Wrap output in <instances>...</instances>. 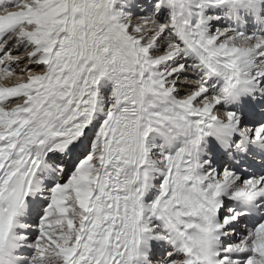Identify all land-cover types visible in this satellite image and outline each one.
Returning <instances> with one entry per match:
<instances>
[{"label": "snow or ice", "instance_id": "1", "mask_svg": "<svg viewBox=\"0 0 264 264\" xmlns=\"http://www.w3.org/2000/svg\"><path fill=\"white\" fill-rule=\"evenodd\" d=\"M0 264H264V0H0Z\"/></svg>", "mask_w": 264, "mask_h": 264}]
</instances>
